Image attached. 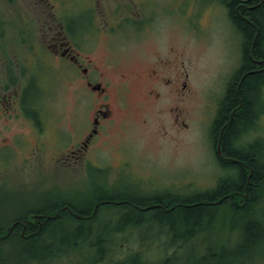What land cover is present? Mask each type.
Wrapping results in <instances>:
<instances>
[{
  "label": "rangeland",
  "instance_id": "rangeland-1",
  "mask_svg": "<svg viewBox=\"0 0 264 264\" xmlns=\"http://www.w3.org/2000/svg\"><path fill=\"white\" fill-rule=\"evenodd\" d=\"M89 1L46 0L39 4L36 0H0V26H4L0 27V56H10L9 62L0 60V84L15 78L17 105L27 108V114L36 121L33 127L22 116L16 120L0 115V221L41 200L62 202L68 198L76 204L85 196L84 204L93 200L95 192L185 197L215 187L222 177H237L219 163L211 135L219 102L243 55L242 33L224 0H145L143 9L151 14L152 25L136 29L127 22L121 28L116 26L118 33L109 39L99 33L98 57L102 64L113 63L111 73L117 79L120 73L147 74L155 67L172 82L167 87L158 85L157 89L166 93L163 99L145 104L138 88H150V79L130 75L120 82L121 92L128 95L119 97L115 121L100 142L101 150L94 154L100 159L93 156L92 163L87 158L76 163L67 159L63 164L51 159L57 150H69L75 129L86 126L88 115H80V111L89 103L85 96L80 103L82 93L56 60L43 49L38 48L36 54L32 46L37 42V27L42 23L44 32L50 21L55 22L49 11L62 19L68 34L82 38L89 30L97 31ZM125 2L128 14L139 13L140 0ZM38 8H47L42 21L38 12L35 14ZM105 16L98 15L100 27L113 20V15ZM107 29L116 30L111 26ZM14 55L20 57L19 63L11 60ZM23 55L28 57L23 59ZM160 60H167L168 66H159ZM125 83L130 84L127 88L131 92ZM262 91L264 100V88ZM256 123L247 140L264 141V109ZM259 195L252 210L254 218L264 223V189ZM108 206L99 209L97 223L102 225L109 217L116 220L119 216L118 210ZM226 209L222 206L209 229L182 248L170 244L167 225L160 235L155 221L148 220L151 214L143 216L137 226L130 224L113 234L104 259L95 264L130 260L135 254L147 264H162L173 254L181 257L177 264H193L201 251L230 252L241 240L244 216L239 213L236 220ZM38 264L90 262L87 252L72 248L63 257ZM226 264H264V237L249 254Z\"/></svg>",
  "mask_w": 264,
  "mask_h": 264
},
{
  "label": "trees",
  "instance_id": "trees-1",
  "mask_svg": "<svg viewBox=\"0 0 264 264\" xmlns=\"http://www.w3.org/2000/svg\"><path fill=\"white\" fill-rule=\"evenodd\" d=\"M224 1L234 24L242 33L243 55L239 69L231 77L219 102L211 135L215 145L219 132L225 126L221 141L229 158L221 159L217 154V159L221 166L236 173L237 177L234 180L222 177L215 187L185 197L95 192L93 200L84 204L85 196L80 197L76 204L68 198H63L62 202L41 200L29 209L18 211L12 218L0 221V264L48 263L56 257H63L72 248L87 252L90 264L101 262L109 250L108 239L112 242L113 234L122 232L130 224L137 226L148 214H151L148 220L155 221V228L160 229L158 233L163 234L162 230L167 225L170 244L173 247L178 244L177 247L182 248L209 229L222 206L227 207L231 218L235 216L236 220L239 213L243 214L241 240L230 252L226 249L219 253L201 251L193 264H226L227 260L249 254L250 248L264 237V223L254 218L252 210L260 197L259 192L264 189V141L260 138L247 140L264 109V0H245L247 6L241 5L239 10L246 20L236 10L240 0ZM252 4L254 6L250 7ZM99 200L108 202L102 203L103 207L109 204L111 206L108 207L119 211L116 220L111 216L107 223H97L102 204L95 207L94 213L92 211ZM151 204L155 206L150 207ZM63 207L67 208L63 210ZM151 210L153 212H149ZM180 258V255L173 254L161 263L177 264ZM111 264L147 263L135 254L130 260H115Z\"/></svg>",
  "mask_w": 264,
  "mask_h": 264
},
{
  "label": "flooded vegetation",
  "instance_id": "flooded-vegetation-1",
  "mask_svg": "<svg viewBox=\"0 0 264 264\" xmlns=\"http://www.w3.org/2000/svg\"><path fill=\"white\" fill-rule=\"evenodd\" d=\"M144 2L145 0H140L141 4L139 5V13L128 14L127 11L129 8H127L128 4L125 0H90L87 5L90 12H93L92 16L96 22L95 26L98 27V30H101V32H98V30L94 31L92 29L87 31L86 35L84 34L85 37L83 35L82 38L80 37L81 35L76 33H74L75 36L72 33L68 34V29L63 25L62 19L57 18L56 13L53 11H49V15H52L55 18V22L52 23L50 21L48 23L47 30L44 32L41 31V28L43 27L41 26L42 23L37 27V42L33 44V46L31 44L32 47H36L34 50L36 54L38 52V48L40 50L43 49L51 58L55 59L60 69L72 77L73 84L76 86V89L82 93V97L79 99L80 103H82V101L84 102V96L88 99L89 103L86 110L82 109L80 111V115H88V122L86 126L82 127L81 130H78L77 128L75 129L73 132V142L69 150L60 149L54 152L51 159L55 160V163L59 164L60 162V164H63V162H66L67 159L70 162L76 163L79 159L85 158H87L88 163H92L94 162L92 161L93 156L100 159L94 154L101 150L100 142H102L109 134L110 125L115 121L116 109H120L118 103L119 97L121 95H128L121 92L120 82H125L128 78H130V75H134V77L138 80L146 78L148 82L149 79L151 81L150 88L148 86H146L145 89L141 86L138 88L140 90L139 94H142L141 100L143 103L149 104L154 100H158L160 97L163 99L165 96L166 93L160 91L161 89L159 90L157 87L160 84L167 87L171 84L172 80L170 78L165 79L164 76H161V73L158 72L157 68L153 67L151 70L147 71V74L143 71L137 72L136 74L135 72L120 73L117 79L111 73L113 63L108 62L106 64H102L98 57V48L96 44L99 41V33H102L105 37H107V39H109L110 35L114 36L118 33L117 31H119V29H116V26H119L117 28H121L127 22L128 25H130V23L133 24L132 26H135L136 29L152 25L150 24L152 21V17H150L151 14L143 9V6L145 5ZM244 2L245 0H240L236 10L237 13L239 15L242 14V18L246 20V16H244L243 12L239 10L241 5L245 7L247 6ZM35 3L43 4L46 3V0H36ZM253 6L254 4L250 7ZM46 10L38 8L35 13L37 15L38 12V16L41 21L44 20V17H41V15L46 14ZM99 14L103 16L107 14L113 15V20L109 19L107 21V25L104 23V25H101L100 27V22L98 20ZM116 19H118L117 22H115ZM45 22H47V20ZM110 26L112 30H114L113 27L116 30L113 32L109 31L107 28ZM1 28L3 29L4 26ZM40 33L41 38L39 37ZM87 40L88 43L85 42ZM21 57L25 59L28 56L23 55ZM19 58L20 57L17 55H14V58L11 60L19 63ZM3 59L9 62L10 56L1 55L0 60L4 61ZM168 63L169 62L167 60H160L158 65L167 67ZM6 74L9 75L8 72ZM143 74H145V76H143ZM15 84V78L11 79L9 83L0 84V115H6L11 119L16 120H19L22 116L26 118L34 127L36 121L32 120L30 118L31 115L27 114V108H19L17 105L19 97L17 86L15 87ZM124 85H126L125 88L127 89V92H131V90L127 88L130 84L125 83ZM133 85L134 84H132V86ZM183 86H185V84H183ZM144 92L148 93L149 96L147 97V95H144ZM138 111H140V108H138ZM223 159L227 158L225 157ZM100 203L106 204L108 202L105 200L95 202L92 211L93 213L95 212V207L100 205ZM103 204L100 208L104 206ZM151 205L149 206H155Z\"/></svg>",
  "mask_w": 264,
  "mask_h": 264
},
{
  "label": "water",
  "instance_id": "water-1",
  "mask_svg": "<svg viewBox=\"0 0 264 264\" xmlns=\"http://www.w3.org/2000/svg\"><path fill=\"white\" fill-rule=\"evenodd\" d=\"M231 117H232V113H231L230 119H231ZM223 131H224V127L221 129V131L219 133V136H218V139H217V142H216V151H217V154L222 159L225 158V157H227V156H225L224 151H223V148H222V141L221 140H222ZM66 208L67 207H63L62 209L65 210ZM12 226L10 227V229L12 228Z\"/></svg>",
  "mask_w": 264,
  "mask_h": 264
}]
</instances>
